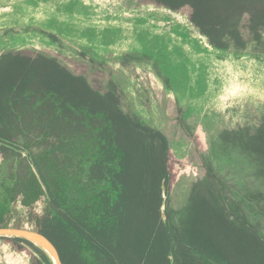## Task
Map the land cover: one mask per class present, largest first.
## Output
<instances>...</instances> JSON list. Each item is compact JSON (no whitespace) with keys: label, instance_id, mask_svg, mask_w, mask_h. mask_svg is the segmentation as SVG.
I'll return each mask as SVG.
<instances>
[{"label":"trees","instance_id":"16d2710c","mask_svg":"<svg viewBox=\"0 0 264 264\" xmlns=\"http://www.w3.org/2000/svg\"><path fill=\"white\" fill-rule=\"evenodd\" d=\"M143 1L185 10L213 49L264 62V0ZM126 57L171 89L150 57ZM119 80L112 72L98 87L55 55L0 51V227L42 233L64 264H264V106L210 141L179 206L171 140L129 105ZM174 106L192 138L188 108ZM0 239L51 264L24 238Z\"/></svg>","mask_w":264,"mask_h":264},{"label":"rangeland","instance_id":"374dc122","mask_svg":"<svg viewBox=\"0 0 264 264\" xmlns=\"http://www.w3.org/2000/svg\"><path fill=\"white\" fill-rule=\"evenodd\" d=\"M183 12L143 0H0V51L55 55L98 87L117 72L129 105L171 140L179 163L172 199L179 206L204 173L200 155L210 141L252 121L264 106V62L213 49ZM125 54L150 57L171 89L162 88L146 62L121 63ZM175 102L189 110L192 138L179 130ZM36 258L0 239V264H40Z\"/></svg>","mask_w":264,"mask_h":264},{"label":"water","instance_id":"95a60500","mask_svg":"<svg viewBox=\"0 0 264 264\" xmlns=\"http://www.w3.org/2000/svg\"><path fill=\"white\" fill-rule=\"evenodd\" d=\"M162 187L165 189L164 185ZM0 236L24 238L39 247L51 264H64L54 244L40 232L25 228L0 227Z\"/></svg>","mask_w":264,"mask_h":264}]
</instances>
